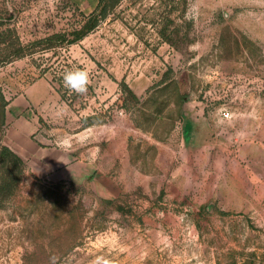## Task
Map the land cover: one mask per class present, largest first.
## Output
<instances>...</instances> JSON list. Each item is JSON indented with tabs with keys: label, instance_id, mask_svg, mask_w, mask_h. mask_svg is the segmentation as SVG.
Listing matches in <instances>:
<instances>
[{
	"label": "rangeland",
	"instance_id": "1",
	"mask_svg": "<svg viewBox=\"0 0 264 264\" xmlns=\"http://www.w3.org/2000/svg\"><path fill=\"white\" fill-rule=\"evenodd\" d=\"M98 2L0 0V14L27 43ZM37 49L0 66V147L9 104L39 88L32 139L67 149L75 176L24 159L0 192V264H264V0H119L78 44ZM77 68L85 94L64 86Z\"/></svg>",
	"mask_w": 264,
	"mask_h": 264
},
{
	"label": "trees",
	"instance_id": "2",
	"mask_svg": "<svg viewBox=\"0 0 264 264\" xmlns=\"http://www.w3.org/2000/svg\"><path fill=\"white\" fill-rule=\"evenodd\" d=\"M118 2L119 0H99L92 13L86 16L82 15L83 19L79 27L72 26L70 29L55 32L27 43L22 40L16 29V24L12 22L14 15L0 14V66L17 59L32 57L37 52V48L39 52L45 53L58 47L67 48L78 44L113 13ZM126 90L130 96L135 98L129 89ZM0 160L7 168L0 178V192L11 193L25 171V161L6 145L0 147ZM11 169L12 173L8 171Z\"/></svg>",
	"mask_w": 264,
	"mask_h": 264
},
{
	"label": "crops",
	"instance_id": "3",
	"mask_svg": "<svg viewBox=\"0 0 264 264\" xmlns=\"http://www.w3.org/2000/svg\"><path fill=\"white\" fill-rule=\"evenodd\" d=\"M29 90L30 93H28L27 89L9 104L10 115L14 118L10 121L12 126L5 134V145L25 160L29 154L41 153L44 163L56 168L67 167V172L75 176L74 166L76 163H74V156L67 149H44L39 146L40 140L37 142L33 141L32 137H35V134L39 131L38 123L34 116V109L40 106L39 101L41 98L38 95L39 88L35 92L31 89ZM78 163L80 164L82 177L95 168L92 161H79ZM95 188L101 196L111 195L108 187L101 181L95 183Z\"/></svg>",
	"mask_w": 264,
	"mask_h": 264
},
{
	"label": "clouds",
	"instance_id": "4",
	"mask_svg": "<svg viewBox=\"0 0 264 264\" xmlns=\"http://www.w3.org/2000/svg\"><path fill=\"white\" fill-rule=\"evenodd\" d=\"M64 86L70 91L76 94H85L88 91L90 83V74L87 70L77 68L75 70L66 71L63 75ZM57 257L51 256L49 258V264H57ZM93 264H110V261L103 258L97 257Z\"/></svg>",
	"mask_w": 264,
	"mask_h": 264
}]
</instances>
